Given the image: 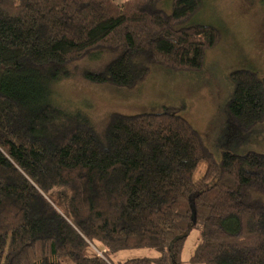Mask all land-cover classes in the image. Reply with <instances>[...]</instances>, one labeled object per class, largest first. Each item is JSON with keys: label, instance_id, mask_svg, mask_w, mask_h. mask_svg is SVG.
Here are the masks:
<instances>
[{"label": "trees", "instance_id": "1", "mask_svg": "<svg viewBox=\"0 0 264 264\" xmlns=\"http://www.w3.org/2000/svg\"><path fill=\"white\" fill-rule=\"evenodd\" d=\"M159 1L0 0V264H180L191 228L193 264H264L263 152L216 159L172 106L112 111L101 141L85 111L54 102L73 63L104 51L115 56L84 80L132 88L152 65L199 69L219 31L179 24L201 0ZM230 77L245 132L264 121V75ZM134 247L159 254L111 260Z\"/></svg>", "mask_w": 264, "mask_h": 264}, {"label": "rangeland", "instance_id": "2", "mask_svg": "<svg viewBox=\"0 0 264 264\" xmlns=\"http://www.w3.org/2000/svg\"><path fill=\"white\" fill-rule=\"evenodd\" d=\"M158 6L170 12L172 0H161ZM193 24L212 25L219 31L218 41L206 50L199 69L173 70L152 65L146 79L132 88L84 80L80 76L84 70L99 71L115 56L104 51L73 63L70 69L76 74L52 85L54 102L66 109L85 111L101 141H105L107 117L112 111L134 114L172 106L199 131L216 159L225 150L264 153V121L242 132L226 107L233 90L230 77L233 70L245 69L264 75V0H201L198 9L179 25ZM203 168L201 163L195 177ZM57 198L63 205L60 197ZM198 240V229L188 230L180 264H193L190 257ZM158 254L151 247H134L117 250L110 257L117 263ZM60 264L73 263L62 257Z\"/></svg>", "mask_w": 264, "mask_h": 264}]
</instances>
